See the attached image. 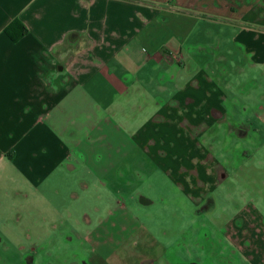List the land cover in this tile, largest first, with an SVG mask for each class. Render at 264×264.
Returning <instances> with one entry per match:
<instances>
[{"label": "crops", "instance_id": "obj_1", "mask_svg": "<svg viewBox=\"0 0 264 264\" xmlns=\"http://www.w3.org/2000/svg\"><path fill=\"white\" fill-rule=\"evenodd\" d=\"M14 19L27 28L15 39L6 32ZM233 59L250 62V77H264V0H0V234L3 215L15 212L14 235L23 224L34 231L37 217L43 236L21 262L23 245L0 244L11 253L0 264H42L40 252L44 264H54L46 255L51 216L44 205L62 197L56 181L73 188L83 171V188H110L120 204L138 195L139 173L149 178L158 170L203 203L204 194L195 196L193 182L179 174L190 168L175 160L187 153L181 136L160 125L178 122L179 108L187 109V122L202 115L210 123L225 119L230 107L250 106V122L264 125V86L242 97L251 105L237 104L240 83L221 87L229 73L219 65ZM134 105L139 112L132 117ZM154 122L159 128H148ZM69 197L80 198L74 190ZM103 241L69 264L116 262L110 239ZM151 245L137 264L157 263L159 244Z\"/></svg>", "mask_w": 264, "mask_h": 264}, {"label": "rangeland", "instance_id": "obj_2", "mask_svg": "<svg viewBox=\"0 0 264 264\" xmlns=\"http://www.w3.org/2000/svg\"><path fill=\"white\" fill-rule=\"evenodd\" d=\"M178 64L184 69L188 62L181 56ZM219 67L229 73L221 87L227 85L229 89L240 83L242 91L236 92V102L251 105L250 101L241 99L264 86L262 74L250 77V62L242 59L222 62ZM215 83H219L217 77ZM253 94L257 95L256 92ZM230 108L225 119L210 123L204 122L202 115L199 118L193 116L195 122H187V109L179 108L178 122L160 125L162 131H177L181 136L178 142L187 153L183 150L185 154L175 160L177 164L190 165V168L179 174L188 183L193 182L195 196L204 194L203 203L188 197L168 172L158 170L152 176L148 175L149 178L146 173H139L142 182L138 195L121 200L123 204H120L118 199L121 198L110 188L101 185L83 188L80 182L88 180L83 171L79 184L73 188L69 181H56L62 197L54 196L44 205L51 216L48 220L51 228L44 232L50 243V252L46 255L50 254L54 264H69L75 260V254L87 258L90 251L96 249V242L110 239L111 248H115L112 255L116 262L112 264H137L155 242L159 244L156 264H264V125L261 119L256 124L250 122L254 121L250 116L256 112L251 106L239 111ZM129 111L132 117L139 112L135 105ZM261 111L264 109L260 108L258 113ZM235 112L241 119L232 117ZM167 119L152 120L165 122ZM150 127L159 128L155 122L148 124ZM70 190L80 198L71 199ZM140 193L150 203H141ZM34 206L35 216H38L41 199ZM14 213L3 215L6 225L0 234V244L23 245L18 256L21 262L27 259L33 244L41 247L42 220L35 218L34 231L28 233L23 224L14 235L12 226L20 224L14 220ZM121 218L125 219L124 225ZM54 225L58 228L54 229ZM108 226L112 229L107 233L100 232L101 227ZM44 254L36 255L37 261L43 260L42 264L46 261ZM9 255L10 252L0 250V256L10 260Z\"/></svg>", "mask_w": 264, "mask_h": 264}, {"label": "trees", "instance_id": "obj_3", "mask_svg": "<svg viewBox=\"0 0 264 264\" xmlns=\"http://www.w3.org/2000/svg\"><path fill=\"white\" fill-rule=\"evenodd\" d=\"M6 32L15 39L23 36L27 32V28L19 19H14L6 28Z\"/></svg>", "mask_w": 264, "mask_h": 264}]
</instances>
